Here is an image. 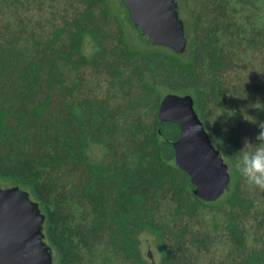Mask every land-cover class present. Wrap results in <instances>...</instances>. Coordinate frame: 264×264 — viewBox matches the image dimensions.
<instances>
[{
    "label": "trees",
    "instance_id": "1",
    "mask_svg": "<svg viewBox=\"0 0 264 264\" xmlns=\"http://www.w3.org/2000/svg\"><path fill=\"white\" fill-rule=\"evenodd\" d=\"M114 1L0 0V186L38 203L53 264H264V191L235 169L264 122V0H175L182 53L132 39ZM168 93L227 164L215 200L176 165Z\"/></svg>",
    "mask_w": 264,
    "mask_h": 264
},
{
    "label": "water",
    "instance_id": "2",
    "mask_svg": "<svg viewBox=\"0 0 264 264\" xmlns=\"http://www.w3.org/2000/svg\"><path fill=\"white\" fill-rule=\"evenodd\" d=\"M125 2L132 24L148 39L176 53L185 50L184 23L176 12L175 0ZM158 120L178 128V138L170 142L176 165L195 185L194 193L206 201L218 198L230 181L227 164L195 112L192 97L166 94L158 107ZM192 127L199 131L193 133ZM43 221L38 203L27 191L0 186V264H53L51 248L44 240Z\"/></svg>",
    "mask_w": 264,
    "mask_h": 264
},
{
    "label": "clouds",
    "instance_id": "3",
    "mask_svg": "<svg viewBox=\"0 0 264 264\" xmlns=\"http://www.w3.org/2000/svg\"><path fill=\"white\" fill-rule=\"evenodd\" d=\"M256 142L245 140L244 147L238 152L235 169L249 189L264 191V122L259 123ZM193 133L199 131L192 127Z\"/></svg>",
    "mask_w": 264,
    "mask_h": 264
},
{
    "label": "rangeland",
    "instance_id": "4",
    "mask_svg": "<svg viewBox=\"0 0 264 264\" xmlns=\"http://www.w3.org/2000/svg\"><path fill=\"white\" fill-rule=\"evenodd\" d=\"M115 3L114 4H112V6L114 7L113 9L114 10H117V14H120V15H124V13H125V9H124V7H123V5H122V2H120L119 0H115L114 1ZM125 4H126V2H125ZM127 6V5H126ZM128 11V10H127ZM176 12H177V14H178V16H179V11H178V9H176ZM126 18V17H125ZM181 18V17H180ZM126 20H127V22L125 21V23H126V25H127V27H128V18H126ZM126 32L128 33V35L129 36H131L132 37V39H136V40H138L139 42H142L143 44H146V42H143V41H147V40H145L146 39V37H145V35L144 34H142L141 33V31L140 30H138V29H136V27L133 25V24H131V25H129V27L128 28H126ZM86 52L87 53H89L90 52V46L87 48V50H86ZM92 151H93V153H98V152H102L100 149H98V148H93L92 149ZM141 239H142V245H141V247H142V251L146 254L147 253V255H148V253L150 252V254H151V257L153 256L154 257V254L152 253V251H151V248L153 247H151V246H148V245H150L151 243H150V237L148 236V235H144V234H141ZM152 257V258H153Z\"/></svg>",
    "mask_w": 264,
    "mask_h": 264
}]
</instances>
